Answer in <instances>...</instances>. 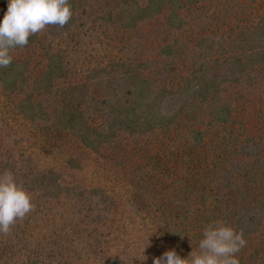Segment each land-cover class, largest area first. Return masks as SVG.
Segmentation results:
<instances>
[{"label":"trees","instance_id":"obj_1","mask_svg":"<svg viewBox=\"0 0 264 264\" xmlns=\"http://www.w3.org/2000/svg\"><path fill=\"white\" fill-rule=\"evenodd\" d=\"M259 1L69 0L73 14L64 27L46 26L49 36L39 32L25 47L11 50L12 63L0 68V88L18 101L26 120L47 130L48 141L71 150L68 137L79 149L132 164L129 176L138 190L133 203L152 202L162 213L165 236L181 243L179 256L198 252L203 229L221 221L247 241L237 258L263 264L264 1L262 6ZM6 9L7 0H0V19ZM219 17L229 18L227 29H213ZM86 29L112 32L119 49L80 70L81 79L54 42ZM157 32L166 37L153 58H143L139 39L146 33L158 37ZM254 119L261 120L263 133L249 131ZM16 153H0V173L10 171L28 194L36 192L47 203L64 204L61 199L69 197L92 223L122 226L133 219L129 211L116 219L121 203L107 189L68 185L52 168L41 169L35 159ZM78 155L67 157L70 168H81ZM31 221L25 216L0 234V264H34L26 248ZM127 238L111 256L104 250L111 239L95 236L90 252L98 264H153L151 239Z\"/></svg>","mask_w":264,"mask_h":264},{"label":"rangeland","instance_id":"obj_2","mask_svg":"<svg viewBox=\"0 0 264 264\" xmlns=\"http://www.w3.org/2000/svg\"><path fill=\"white\" fill-rule=\"evenodd\" d=\"M212 1L215 0H210V2ZM263 1H259L261 6ZM225 22L231 21H229V18L219 17L214 21L213 29H220L222 26L223 29H227ZM223 23L224 25H222ZM145 30H148V28H145ZM40 33L49 36L44 29ZM188 33L191 34L190 31ZM112 34V32L110 34V32H96L88 29L79 33L77 31L57 38L54 42V48H62L66 51L65 56L72 67V75L82 79V75L79 73L80 70L90 64H95L96 61L108 53H116L119 49L118 45L115 46L116 44L113 41L111 42ZM157 36L146 33L143 39H139L140 46H137L141 47L143 58H153L156 55L157 45L166 37L160 32H157ZM173 36L170 33L171 41L174 39ZM183 37L184 40L189 41L187 31H185ZM131 39L132 37L129 36V40ZM110 42L111 44H106ZM31 55H34V53H31ZM17 102L16 99L13 100L7 97L0 88V153L13 150L17 152V156L21 153L24 154V158L30 156L31 159H35L38 167L41 169L52 168L58 173L60 180L68 185L77 188H105L120 200L121 206L118 207L116 219L120 218V213L128 211L133 218L122 226L119 221L115 226H112L109 221H104L105 224L92 223L87 216L84 217L82 213H78L73 209L71 203L73 199L64 196L61 199L64 204L58 201L47 203L45 198L38 199L36 192H32L29 195L33 208L26 214V217L29 216L33 219L31 225H28L29 233L32 236L29 243H26V248L33 251L34 264L35 262H39L38 264H64L69 259L77 262V264H80L82 259L84 264H98L97 256L94 255V252H90L94 247L91 241L94 240L95 236L103 238L104 234L106 240L113 238V235L118 234L121 236L118 239H111L110 243L105 245L106 254L111 256L117 254L121 249L122 245L117 244L124 243L121 240L122 237H129L130 242L133 243V241L142 239L144 236L151 239L153 250L149 246V252L153 253L152 255L155 258L171 249H175L177 254L180 255L176 247H179L181 243L174 241L172 238L168 240L165 236L168 229L165 226L162 213L156 210V207L151 204L152 202L145 207L141 204L136 206L133 203L138 190L134 187L129 176L131 169L133 170L132 164L128 163L129 166L127 167L122 166L90 150L79 149L75 142H71L68 137H65L64 141H66L68 147H71V150L63 149V145L55 140L48 141L45 134L47 130H43L38 125L26 120L19 112ZM252 123H248L251 126L249 131L263 133L261 120L258 119ZM69 143H72L73 146ZM73 154H79L78 161L81 165L79 169H73L67 165V157ZM128 157L127 155V160ZM60 212L62 214L59 215ZM96 214L97 211L94 215ZM80 218H84V220ZM66 225H68L69 231H65ZM113 230L115 232L112 234ZM65 232H67V235L64 234ZM129 239L127 238L128 241ZM43 242L45 245H43ZM85 248L91 255L83 251ZM180 257L184 258L183 255ZM241 260H239V264L244 263ZM17 264H20V261Z\"/></svg>","mask_w":264,"mask_h":264},{"label":"clouds","instance_id":"obj_3","mask_svg":"<svg viewBox=\"0 0 264 264\" xmlns=\"http://www.w3.org/2000/svg\"><path fill=\"white\" fill-rule=\"evenodd\" d=\"M69 0H7V9L0 19V68L12 63L11 50L23 48L30 36L46 26L64 27L72 18ZM33 208L28 192L18 185L14 175L0 173V234H7L17 220ZM243 232L216 221L202 231L199 251L181 258L175 249L153 259V264H239L237 253L246 246Z\"/></svg>","mask_w":264,"mask_h":264}]
</instances>
